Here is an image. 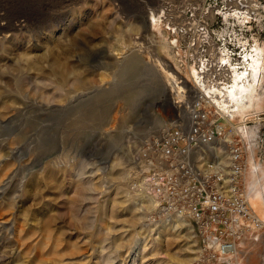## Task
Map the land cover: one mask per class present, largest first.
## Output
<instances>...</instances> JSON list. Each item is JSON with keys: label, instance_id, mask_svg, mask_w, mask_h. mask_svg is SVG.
Segmentation results:
<instances>
[{"label": "rangeland", "instance_id": "obj_1", "mask_svg": "<svg viewBox=\"0 0 264 264\" xmlns=\"http://www.w3.org/2000/svg\"><path fill=\"white\" fill-rule=\"evenodd\" d=\"M256 49L260 103L227 118L259 196L223 264H264V0H0V264H206L193 223L147 207L140 157L196 91L214 97L198 79L229 85Z\"/></svg>", "mask_w": 264, "mask_h": 264}, {"label": "built area", "instance_id": "obj_2", "mask_svg": "<svg viewBox=\"0 0 264 264\" xmlns=\"http://www.w3.org/2000/svg\"><path fill=\"white\" fill-rule=\"evenodd\" d=\"M214 74L222 86L229 67L217 64ZM214 97L195 94L186 114L180 110L159 137L145 142L140 158L147 169L141 168L136 187L161 214L194 224L206 264H223L252 216L242 185V135Z\"/></svg>", "mask_w": 264, "mask_h": 264}, {"label": "bare ground", "instance_id": "obj_3", "mask_svg": "<svg viewBox=\"0 0 264 264\" xmlns=\"http://www.w3.org/2000/svg\"><path fill=\"white\" fill-rule=\"evenodd\" d=\"M237 1H240V0H237ZM255 52L256 53L254 55H250V62L247 64V66H246L244 71L239 72L237 68L232 69L233 73L231 75V83L229 85L224 86L223 88L212 89V88H207L204 85L205 82L203 80L201 81V80L198 79V81H197L198 83H200L202 85L201 87H202V90H203L204 94H209V95L213 94V96L217 95V94H220L221 97L225 96V97L228 98V100L226 102L230 106L227 103H225L224 100H221V99L215 100V104L217 106L221 105L223 110L225 111V112L223 111V113H225L227 115H228V113H230L229 108L233 106V108L235 109V114H233V115H237V116L243 117L244 115H246L250 111H252L255 108H257L258 104L260 103V100H259V98H257L255 90L252 89L253 86L252 85L249 86L248 82H246V80H245L247 78V75H250L252 80L255 82L257 80L258 74L260 72V69H261V66H262L261 62H262V53H263V51L256 49ZM135 61L136 60H134V59L132 60V66H133ZM157 64H160L159 60L157 61ZM170 73L171 74H169L168 72L164 71L165 78L168 81H170V84H172L171 81L174 82V85H173L174 100L175 99L176 100L177 99L181 100L183 98V93H182L183 87L180 86V83L177 82V80L175 79V76L173 75L174 72H170ZM190 73L193 75V71H191ZM63 75H65V74H63ZM198 93L199 92L196 91L197 95H199ZM212 98H215V97H212ZM175 103H177V102H173L172 105H174ZM179 107H180L179 110H185V114L187 113L186 112V110L188 109L187 104H186V106H179ZM246 127H247L246 124L242 123V124L237 126V129H238V131L241 134H242V132L243 133H247ZM160 128H162V124L158 123L157 125L154 126L153 130L159 131ZM252 161H254V160H252ZM254 170H256V168H255V166L252 163L251 166H249V171L251 172V175L254 174ZM261 174H262V177H264V168H261ZM254 176H256V173H255ZM255 182H256V180H255ZM257 182H256V184H257ZM254 183H249V185H248L247 194H248L249 199H250L249 201H251V199L253 200L254 198H256V196H259L258 187ZM261 195L263 197V193H261ZM255 202L256 201L253 200V204ZM257 202L259 203L260 201L257 200ZM259 205H261V204H259ZM147 207L148 208H153L154 207L153 200L148 199ZM174 222L183 223L184 221L182 219H180V218H176L175 217ZM162 234H160V235L162 236ZM228 259L230 260V257H227V260Z\"/></svg>", "mask_w": 264, "mask_h": 264}]
</instances>
